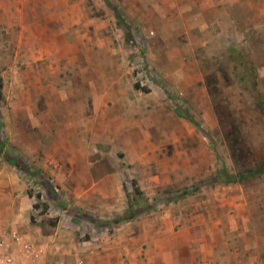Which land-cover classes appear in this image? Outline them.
<instances>
[{
    "label": "crops",
    "instance_id": "crops-1",
    "mask_svg": "<svg viewBox=\"0 0 264 264\" xmlns=\"http://www.w3.org/2000/svg\"><path fill=\"white\" fill-rule=\"evenodd\" d=\"M93 1L0 0V28L14 36L15 46L18 35L16 59L27 65L28 75H37V83L43 78L47 82L48 111L66 124L62 126L68 132L65 138H74L76 147L84 148L76 152L83 156L82 162L94 165V153L111 149L125 156L142 191L148 182L152 187L193 184L194 177L211 172L212 165L204 136L188 118L189 113L208 124L214 117L199 52L213 43L235 47L243 43L246 34L260 24L264 0H156L153 7L149 0H140L136 20L155 27L157 36L142 52L150 56L162 82L149 89L134 84L132 46L126 44L125 34L106 6ZM124 9L129 12L132 7ZM40 66L46 76L39 74ZM29 84L34 85L31 80ZM182 104L190 110H182ZM189 155L196 159L192 165ZM180 156H185L184 164ZM8 170L0 164V253L16 250V228L29 233L34 209L17 176ZM112 180L118 192L122 179L112 174ZM99 181L109 186L107 177ZM215 200L226 207L230 198L227 192L216 193ZM186 209L172 203L156 215L158 220H143L138 228L130 221L109 245L96 238L73 248L49 244L43 259L46 264H75V255L85 251L82 244L88 243L82 255L88 261L106 258L108 264H123L127 256L129 264H142L138 256L143 246L154 245L159 264L170 251L179 255L182 250L168 242L174 233L186 235L208 222L202 213ZM223 219L216 223L223 224ZM35 250L30 244L24 247L22 257L16 256L18 264L29 263Z\"/></svg>",
    "mask_w": 264,
    "mask_h": 264
},
{
    "label": "rangeland",
    "instance_id": "rangeland-1",
    "mask_svg": "<svg viewBox=\"0 0 264 264\" xmlns=\"http://www.w3.org/2000/svg\"><path fill=\"white\" fill-rule=\"evenodd\" d=\"M149 2L150 7L156 4V0ZM92 3L106 6L107 13L115 20L113 8L124 14L130 27L129 39L124 28L121 33L125 34L126 44L132 46L130 63L134 84L145 89L160 86L162 82L153 70L150 56L142 52L157 36L155 27L147 28L136 20L141 14L140 0H94ZM125 6L132 10L126 11ZM262 7L259 26L246 34L243 43L236 47L213 43L199 52L198 63L210 85L214 117L208 124L196 117L200 124L196 127L211 150V172L197 174L189 186L152 187V182H148L149 186L143 187L145 203L141 210L146 212L131 221L133 227L138 228L143 220H158L156 215L172 203H181L190 211L202 213L208 221L186 235L174 233L168 242L182 250L179 255L170 251L171 255L159 264H264V174L241 184L225 185L219 179L221 172L233 174L264 162V116L258 107L259 101L264 102V4ZM13 39L14 36L0 28V74L4 82V97L0 98V139L8 138L9 144L17 148L12 156L20 158L22 170L9 164L5 155H0V164H4L15 179L17 176L27 194H41L48 210L33 209L31 217L34 216L35 223L31 222L29 233L16 228V250L2 249L0 257H22L24 247L30 244L39 254L32 251L27 264H46L43 257L49 244L65 243L73 248L76 243L92 242L93 238L107 243L120 233L121 226L130 225L128 222L118 226L108 223L127 210L125 192L129 190L133 196L135 173L125 156L116 150L105 149L100 155L94 153V165L81 161L83 156L76 152L84 148L76 147L78 141L74 138H65L68 132L62 126L66 124L48 111L51 105L47 104L45 96L49 93L44 90L47 82L43 78L42 83H37V75H28L27 65L16 59L18 35L16 46ZM39 74L46 76L41 66ZM225 77L229 80L224 81ZM30 80L34 85L29 84ZM174 99L177 104L178 100ZM181 109L190 110L183 104ZM40 126L47 130L41 131ZM9 146L5 152L10 151ZM184 158L178 157L182 164ZM187 159L191 165L196 161L190 155ZM112 174L122 179L118 192ZM102 177L110 180L109 186L99 185ZM226 192L230 200L226 207H221L215 200L216 193ZM31 203L34 205L36 199L31 198ZM220 218H224L223 224L216 223ZM17 226L23 227L21 223ZM51 236L61 239L55 241ZM82 246L85 251L81 249V253L74 254L75 264H108L106 258L86 260L82 255L88 243ZM141 252L140 263L158 264L154 245L143 246ZM123 264H129L127 256Z\"/></svg>",
    "mask_w": 264,
    "mask_h": 264
},
{
    "label": "trees",
    "instance_id": "trees-1",
    "mask_svg": "<svg viewBox=\"0 0 264 264\" xmlns=\"http://www.w3.org/2000/svg\"><path fill=\"white\" fill-rule=\"evenodd\" d=\"M113 12L115 13V17L117 20V24L120 28H124L126 36L130 34V27L125 19L124 14H121L119 9L113 8ZM129 39V37H128ZM244 79V78H243ZM206 80V78H205ZM229 79L227 77L224 78V81H228ZM207 83V82H206ZM209 89L210 85L207 83ZM4 82H3V77L0 74V98L4 97ZM258 107L260 110V113L264 116V102L259 101L258 102ZM188 118L190 121H192L196 125H200L198 122H196V117L192 114L188 113ZM9 139H0V155H5L6 161L11 164L13 167L17 168L18 170H22V166L20 164V158H16L12 156V153H15L17 148L14 146H9ZM6 146L10 147L9 152H5ZM235 155H238L236 151H234ZM236 162H239V160L235 159ZM238 164V163H237ZM264 174V162L258 163V164H253L251 167H248L243 170H239L236 173L233 174H228L226 171L225 173L221 172L220 173V183L225 184V185H230V184H241L249 179L255 178V177H260ZM132 187L134 194L133 196L129 192V190H126L127 193V202H128V208L127 211L124 214L118 215L115 218V221H111L108 223V225L111 226H118L122 223H127L130 221L135 220L136 218L140 217L145 210L142 211V205L145 203V197L144 192L142 191L141 187L138 184V181L134 179L132 181ZM30 198H35L36 203L34 204V209H41L43 207L44 211L48 210L47 204H44L42 202V195L37 194L35 196L32 195V193H28ZM152 208H147L146 210H150ZM31 222L35 223V218L34 216L31 217Z\"/></svg>",
    "mask_w": 264,
    "mask_h": 264
},
{
    "label": "built area",
    "instance_id": "built-area-1",
    "mask_svg": "<svg viewBox=\"0 0 264 264\" xmlns=\"http://www.w3.org/2000/svg\"><path fill=\"white\" fill-rule=\"evenodd\" d=\"M18 260L14 258L13 256H7L5 258L0 257V264H18Z\"/></svg>",
    "mask_w": 264,
    "mask_h": 264
}]
</instances>
